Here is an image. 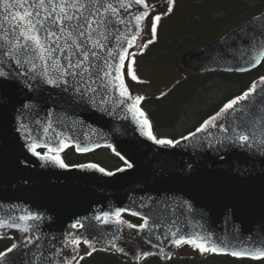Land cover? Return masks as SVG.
<instances>
[{"label": "water", "instance_id": "95a60500", "mask_svg": "<svg viewBox=\"0 0 264 264\" xmlns=\"http://www.w3.org/2000/svg\"><path fill=\"white\" fill-rule=\"evenodd\" d=\"M149 5L152 6L150 16L161 10L165 3ZM149 16L144 21L140 39ZM262 30L264 12L203 48L185 53L180 66L194 75L251 72L263 61L252 67L241 57L251 47L248 41ZM4 69L12 75L0 78V218L23 223L18 217L27 213L42 217L36 222L39 224L37 235L41 237L38 243L41 251L52 254V264L59 262L64 250L74 249L69 243V235L74 230L81 231L78 238L83 242L87 240L93 245L116 249L121 230L115 212L120 209L124 210L121 217L137 218L141 220L140 225L144 219L148 220L147 229L141 231L139 225L137 230L140 238L158 249L161 256L175 246L171 232L177 228L180 229L178 235L199 233L211 236L213 241L226 240L229 253L233 249L242 250L240 245L245 240L264 239V152L231 144L221 148L215 137L226 133L217 129L201 133L200 136L206 137L203 141L198 137L182 140L187 134L173 140L181 141L175 147L161 146L141 134L137 120L128 111L135 103L128 85L132 99H125L119 91H112L97 95L96 107L69 108L58 95V89L46 84L30 87L27 77L20 75L22 68L18 72L12 64L6 63ZM260 80L253 82L257 89L261 87ZM102 99L103 104L100 103ZM138 107L143 110L142 101ZM100 108L106 111H100ZM50 112L53 129L45 137L38 136V129L33 131L36 129L34 120L44 123ZM216 123L218 126L224 124V117L220 116ZM28 131H33L32 137L27 135ZM61 132L62 137L58 136ZM152 132L157 137L153 127ZM62 139L69 141L71 146L60 152H49V148L60 147ZM34 140L48 145L37 149L41 156L59 155L62 160V155L72 148L78 155L109 149L123 163L120 169L124 170L111 172L94 163L68 166L64 162L67 167H60L33 154L30 144ZM77 145L88 147L89 151H77ZM125 160L133 165L132 168H127ZM93 164L98 167H88ZM99 168L105 172L101 173ZM107 172L114 174L106 175ZM134 212L138 215H133ZM104 213L110 214L108 225L102 219H94L103 217ZM81 223L84 227H80ZM73 224L77 227L73 228ZM1 230L18 231L11 228ZM25 234L26 238L30 235ZM98 234L105 238L99 243L96 242ZM132 241L139 257L140 240ZM29 248H36V244L9 253V257L15 256V264H21V260L27 258ZM201 254L262 261L230 254Z\"/></svg>", "mask_w": 264, "mask_h": 264}, {"label": "snow or ice", "instance_id": "6c2138e0", "mask_svg": "<svg viewBox=\"0 0 264 264\" xmlns=\"http://www.w3.org/2000/svg\"><path fill=\"white\" fill-rule=\"evenodd\" d=\"M167 3L168 13L171 14L175 0H167ZM151 7L147 0H0V78L12 75L5 71L6 63L12 64L18 72L22 68L23 72L20 75L27 77L30 87L38 88L41 84H46L58 89V95L62 96L63 103L69 108L89 105L96 107L97 95L103 96L112 91H119L121 97L132 99L125 76L140 81L132 67L135 64L136 53L130 52L129 49L137 47ZM161 19L160 15L153 17L152 39L140 44L141 50L155 42ZM253 40L255 44H252ZM248 43L251 47L241 58L255 67L264 61V30L255 34ZM260 84L261 87L257 89V85L253 83L248 91L228 101L217 115L206 120L182 140L198 137L203 141L206 137L200 136L201 133H210L211 129H217L221 133H226L224 136L215 137L221 148L231 144L264 152V77H261ZM141 100L142 97H136L135 103L128 109L137 120L141 134L161 146L175 147L181 143L171 139H157L153 135L150 121L138 107ZM104 102L103 99L100 101L101 104ZM100 111L106 109L100 108ZM51 116L52 113H48L44 123L39 119L34 120L36 129L33 131L38 129L36 131L38 136L45 137L53 129ZM220 116L224 117L225 123L218 126L216 121ZM33 131H28L27 135L32 137ZM58 136L62 137L63 133H58ZM71 139L70 137L69 140ZM42 146L48 145L46 142L34 140L30 144V150L34 155L41 156L37 149ZM69 146H71L69 141L62 139L60 147L48 150L60 152ZM76 150L87 152L89 148L77 145ZM112 150L120 155L115 148ZM41 159L51 160L60 167H67L59 155L41 156ZM121 159L124 157L121 156ZM125 163L127 168H132L131 163L126 160ZM88 167L98 166L93 164ZM98 170L101 173L105 172L103 168ZM122 211L124 210L120 209L115 212L117 224L125 223L121 219ZM132 214L138 215L135 212ZM109 216V213H104L103 217L96 216L94 219H102L103 223L108 225ZM41 219L43 218L31 213L18 217L23 223L0 218V228L30 233L21 245L13 244L6 251L0 252V264H15V256L10 258L9 253L20 252L33 243L36 244V248L28 249L27 258L22 259L21 264H52V254L41 251L38 243L41 237L37 235L39 224L36 222ZM72 227L75 228L77 225L73 224ZM80 227L84 225L81 223ZM127 227L137 226L127 224ZM139 227L141 231L147 229L148 220L144 219V223ZM179 232L178 228L171 232L172 243L176 247L187 244L201 253L230 254L238 258L264 260V239L245 240L240 245L242 250L233 249L229 253L226 240L217 242L213 241L211 236L199 233L185 236L178 235ZM104 239L102 234H98L96 242ZM69 243L75 250L81 240L77 238ZM84 243L91 249L87 255H92L96 250L93 243L87 240H84ZM23 255L25 254L22 253Z\"/></svg>", "mask_w": 264, "mask_h": 264}, {"label": "trees", "instance_id": "16d2710c", "mask_svg": "<svg viewBox=\"0 0 264 264\" xmlns=\"http://www.w3.org/2000/svg\"><path fill=\"white\" fill-rule=\"evenodd\" d=\"M249 1L175 0L173 16L170 19L174 22L176 30L170 39L165 38L164 41L151 45V56L159 59L172 56L179 60L186 51L200 49L217 39L219 34L222 35L264 12V0H256L254 4ZM263 76L264 61L259 68L244 74L214 72L194 75L185 72V75L165 93L147 96L143 100V108L159 137L176 140L181 136L174 130L181 123L190 121L192 127L185 134L192 132L228 101L245 92L255 80ZM63 158L68 165L92 162L108 171L122 166L121 161L107 149L90 155H77L73 149H69ZM125 219L130 224L136 226L140 224V221L133 217L125 216ZM0 237H3L0 238V252L20 242L17 233L14 232H0ZM70 264H264V260L255 262L230 256L201 255L183 246L180 249L174 247L169 249L165 257H161L158 251L152 249V253L140 261L129 259L126 253L96 248L92 255L86 253Z\"/></svg>", "mask_w": 264, "mask_h": 264}, {"label": "rangeland", "instance_id": "374dc122", "mask_svg": "<svg viewBox=\"0 0 264 264\" xmlns=\"http://www.w3.org/2000/svg\"><path fill=\"white\" fill-rule=\"evenodd\" d=\"M148 2L151 4L164 2L165 5L162 12H155L150 16L147 26L145 27L143 39L139 42V45L143 44L149 39H152L151 27L153 24V17L156 15H160L162 17L157 27V35L155 38L156 43H160L164 41L165 38L170 39V37L173 36L176 30V26L174 22L172 21V19H170L173 16V11L171 12V14L168 13L169 5L167 3V0H148ZM249 2L251 4H254L256 0H250ZM223 34L222 35L219 34L217 36L218 37L217 39L221 38ZM152 44L148 45V47L143 50H141L138 45L137 48L133 51V53H136V55H135V64L132 67L134 68L135 74L140 82L132 80L128 75H126V81L134 98L142 97V100H144V98L147 96L161 95L165 93L175 82H177L185 75L186 71L182 70L180 66V60L181 57L188 51L182 54L179 60H175L172 56L159 59L157 57L151 56L150 54V51L152 50L151 47ZM148 49H150L149 52H147ZM191 127H192L191 122L187 121L186 123L183 124L181 123V125H179L174 130V132L177 133L179 136H184V134L187 131H189ZM122 220L125 221L124 219ZM127 224L130 223L125 221V223L122 224L124 225L123 227L125 228V230L130 232L131 235L133 236L137 235L138 233L136 229L128 228ZM23 237H24L23 234L17 233L18 239L21 240ZM73 239H76V235L71 237V240ZM142 245H143L142 246L143 255L145 253H149V254L152 253L151 247H149L147 244L143 242ZM128 248H130L131 251H127L126 253H128V256L132 259V257H134V247L132 245H129ZM89 251H91V249H89L88 245L83 244L71 253L68 252L64 253L61 264H69V262L70 263L73 262L77 257H80L88 253Z\"/></svg>", "mask_w": 264, "mask_h": 264}, {"label": "flooded vegetation", "instance_id": "af4514ba", "mask_svg": "<svg viewBox=\"0 0 264 264\" xmlns=\"http://www.w3.org/2000/svg\"><path fill=\"white\" fill-rule=\"evenodd\" d=\"M127 236H124L123 238H122V240H124V238H126ZM129 239V241H130V238H128Z\"/></svg>", "mask_w": 264, "mask_h": 264}]
</instances>
